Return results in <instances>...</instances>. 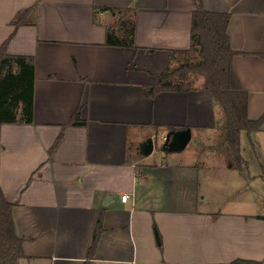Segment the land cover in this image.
Here are the masks:
<instances>
[{
    "label": "crops",
    "instance_id": "1",
    "mask_svg": "<svg viewBox=\"0 0 264 264\" xmlns=\"http://www.w3.org/2000/svg\"><path fill=\"white\" fill-rule=\"evenodd\" d=\"M34 6L16 29L15 15ZM204 6L231 15L241 53L234 67L249 117L259 119L264 0ZM195 9L196 0H0V49L14 34L7 54L35 64L32 121L20 109L0 126V185L25 241L18 264H264V124L242 132L237 167L214 142L223 109L206 77L187 72L161 83L190 64ZM185 129L190 151L164 149L169 133ZM149 138L154 151L145 155Z\"/></svg>",
    "mask_w": 264,
    "mask_h": 264
},
{
    "label": "trees",
    "instance_id": "2",
    "mask_svg": "<svg viewBox=\"0 0 264 264\" xmlns=\"http://www.w3.org/2000/svg\"><path fill=\"white\" fill-rule=\"evenodd\" d=\"M35 10V6L19 11L12 24L16 29L28 22V18ZM123 17L131 13L129 9L122 10ZM123 19V18H122ZM231 15L229 13H218L208 11L204 6V0H196V9L193 12L192 22V48L187 53H195L199 49L202 60L195 64H183L173 72H169L161 83L169 77L196 72L206 77V88L212 94L214 100L220 104L224 111V124L222 127V146L240 167L243 163L241 156V134L247 132L249 135L261 130L264 124V114L259 119H251L248 111L249 93L235 70L234 58L241 54L232 47L228 32ZM121 26L125 20H121ZM14 35V34H13ZM12 35V37H13ZM11 37V38H12ZM11 38L0 49V73L9 63H16L18 73H8L0 82V126L4 122H16L17 114L22 109L23 120L32 121L35 64L32 57L10 56L7 54V46ZM111 36L108 35L107 42L111 44ZM166 84V83H164ZM164 86V85H163ZM23 105V106H22ZM79 113L70 124L77 125ZM67 126V125H66ZM63 141L60 135L50 150L53 155L57 147ZM0 141V154L2 151ZM15 204L10 203L0 185V264H18L22 258H26L24 251V239L19 237L14 220ZM102 231V220L99 221L95 233L91 253L95 251ZM156 237L161 246V237L156 230ZM232 264H262L258 261L236 260Z\"/></svg>",
    "mask_w": 264,
    "mask_h": 264
},
{
    "label": "water",
    "instance_id": "3",
    "mask_svg": "<svg viewBox=\"0 0 264 264\" xmlns=\"http://www.w3.org/2000/svg\"><path fill=\"white\" fill-rule=\"evenodd\" d=\"M192 138V131L190 129L174 131L167 135L164 143V149L168 151H182L184 150ZM154 140L147 139L142 147V152L145 155H150L154 151Z\"/></svg>",
    "mask_w": 264,
    "mask_h": 264
},
{
    "label": "rangeland",
    "instance_id": "4",
    "mask_svg": "<svg viewBox=\"0 0 264 264\" xmlns=\"http://www.w3.org/2000/svg\"><path fill=\"white\" fill-rule=\"evenodd\" d=\"M199 51V49H198ZM195 52L191 55L190 59L187 61L190 64H195L198 63L199 61L202 60V57L200 56L199 52ZM19 69L16 63H9L6 67L3 68V70L0 73V82L7 76L8 73L12 72V73H18ZM221 109V108H220ZM222 111V109H221ZM222 118L224 119V111H222ZM222 136H223V130L221 129L219 133H217L216 137H215V143L217 144L218 142H220L222 140ZM194 143L195 141L192 140L189 145L187 146V151H190V149H192L194 147ZM243 144L244 147L245 145L249 146L250 148H252L249 140H247V138L243 139ZM184 151V150H183ZM200 151H205L204 150V146L201 147Z\"/></svg>",
    "mask_w": 264,
    "mask_h": 264
},
{
    "label": "built area",
    "instance_id": "5",
    "mask_svg": "<svg viewBox=\"0 0 264 264\" xmlns=\"http://www.w3.org/2000/svg\"><path fill=\"white\" fill-rule=\"evenodd\" d=\"M129 197H130L129 194H124V195H122V200H123L124 202H126V201L128 200Z\"/></svg>",
    "mask_w": 264,
    "mask_h": 264
}]
</instances>
